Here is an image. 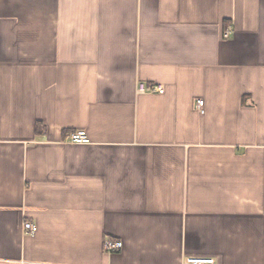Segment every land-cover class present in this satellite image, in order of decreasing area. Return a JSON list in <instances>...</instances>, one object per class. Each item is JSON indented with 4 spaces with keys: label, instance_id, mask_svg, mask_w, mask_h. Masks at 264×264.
I'll list each match as a JSON object with an SVG mask.
<instances>
[{
    "label": "crops",
    "instance_id": "1",
    "mask_svg": "<svg viewBox=\"0 0 264 264\" xmlns=\"http://www.w3.org/2000/svg\"><path fill=\"white\" fill-rule=\"evenodd\" d=\"M189 256L264 264V0H0V264Z\"/></svg>",
    "mask_w": 264,
    "mask_h": 264
},
{
    "label": "built area",
    "instance_id": "2",
    "mask_svg": "<svg viewBox=\"0 0 264 264\" xmlns=\"http://www.w3.org/2000/svg\"><path fill=\"white\" fill-rule=\"evenodd\" d=\"M231 30L228 29L225 33V37H229ZM138 91L140 93L155 92L164 93L165 89L160 85H147L144 82L139 83ZM204 107V100L197 99V108L202 112ZM67 139L71 143L75 144H87L90 143L91 139L85 130H78L67 135ZM24 232L28 235H34L37 232V226L31 222H26L24 224ZM123 247L122 242L106 241L104 243V249L107 252H115L121 250ZM183 264H217L214 257H204V256H189L187 257Z\"/></svg>",
    "mask_w": 264,
    "mask_h": 264
},
{
    "label": "bare ground",
    "instance_id": "3",
    "mask_svg": "<svg viewBox=\"0 0 264 264\" xmlns=\"http://www.w3.org/2000/svg\"><path fill=\"white\" fill-rule=\"evenodd\" d=\"M112 241V240H111ZM116 242V241H115ZM116 252V251H115Z\"/></svg>",
    "mask_w": 264,
    "mask_h": 264
}]
</instances>
